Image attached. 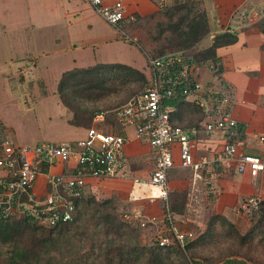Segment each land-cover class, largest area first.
<instances>
[{
	"label": "rangeland",
	"instance_id": "obj_1",
	"mask_svg": "<svg viewBox=\"0 0 264 264\" xmlns=\"http://www.w3.org/2000/svg\"><path fill=\"white\" fill-rule=\"evenodd\" d=\"M174 2L175 0H171L167 6ZM60 6L61 2L55 0H0V71L3 70L0 76V107L2 109L10 107V104L5 107L7 102L4 100L6 95L2 90L3 86L13 90L25 89L35 84L44 86L42 78L47 83L48 89H55L54 93L62 103V97L58 93L62 75L67 71L87 69L86 67L90 65L93 66L88 69L93 68L97 72V76L94 77L97 79H93V84L99 87L93 88L92 91L83 84L77 86L75 96L70 97L71 93L68 94L70 109L79 108L89 113L109 111L145 87V73L148 75L145 55L153 53L152 47L156 46L154 37L157 30L154 29L152 22L141 20L130 22L131 20L124 19L115 30L103 20L96 18V30L102 35H117V41L106 43L95 41L89 45L83 39L92 34L86 32L83 22L77 23L80 20L74 22L70 17L64 19ZM84 7H87L86 3L81 6ZM123 65L139 70L122 71L120 67ZM38 71L42 78L37 76ZM141 74L144 75V80ZM67 83L70 87L72 82L69 80ZM19 98L17 109L21 112L19 113L18 110L13 112L15 114L13 119L18 124L22 123V126L23 124L30 126L32 117L29 111L25 113L24 95L21 94ZM42 101L49 100L42 99ZM71 114L73 116V112ZM174 119L185 126V116ZM19 132L24 133L19 141H27L31 138L27 134L29 131L26 127L19 128ZM4 134L0 124V145L6 139ZM136 164L130 165L128 179L133 177L134 170L139 172L140 177H145L151 170L149 155ZM178 171H180V184L174 190L170 183L174 170L167 177V202L172 190L185 192V210L182 215L170 213V223L164 201L153 199L150 187L140 188L130 183V187L127 185L112 196L116 199L114 205L117 208L118 219L127 225V228H123L117 234H106L103 227L96 226L95 220H92L90 215L83 214L78 222L71 223L68 228L53 230L52 254L55 262L75 263L81 255H87L86 264H145L146 256L141 255L136 258L140 248L142 246L150 248L158 244L157 240L160 237L166 236L171 243L172 252H168L167 249L160 250V257H156L157 262L153 264L197 262L224 264L226 259H239L245 264H264V223L255 226L241 210L240 205L230 218L212 214L210 207L202 201L206 199L205 197L210 198L206 194L207 186L201 179H196L193 185H187L186 180L192 178L191 174L189 175V171L184 169ZM87 195L98 201L105 200L89 192ZM155 200L160 202L158 213L152 210L151 204ZM172 228L180 234L187 235L184 248H180L181 252L174 250ZM35 235L38 237L39 233ZM26 236L34 235L27 232ZM1 250L6 251L5 248Z\"/></svg>",
	"mask_w": 264,
	"mask_h": 264
},
{
	"label": "built area",
	"instance_id": "obj_2",
	"mask_svg": "<svg viewBox=\"0 0 264 264\" xmlns=\"http://www.w3.org/2000/svg\"><path fill=\"white\" fill-rule=\"evenodd\" d=\"M86 1L96 15L114 28L124 19V6L119 0L112 4H106L105 0ZM151 1L159 10L171 2ZM248 14L245 10L236 12L237 28L246 26L251 17L264 16V9ZM227 32L233 33L231 29ZM145 59L148 75L143 90L109 111L95 113L92 125L86 129L83 138L33 145L18 144L8 139L1 143L0 171L4 172V176L0 179V218L20 215L44 227L71 222L76 213L75 201L87 196L85 189L89 179L124 177L128 167L124 154L127 138L97 128V124L103 123L108 114L113 116L120 129L133 128L136 138L146 140L151 170L145 178L135 179L134 182L150 187L152 198L164 201L170 223L167 174L175 167V156L178 167L194 173L213 162L232 166L237 173H248L251 178L264 172V156L238 153L242 127L231 114V85L222 80L219 61L198 63L194 55L186 50L157 56L147 54ZM205 73L208 79L203 78ZM169 100L192 105L201 112V119L191 127L174 124L171 115L176 106L168 104ZM201 132L219 133L222 137L221 150L212 161L193 156L194 139ZM71 160L76 166L70 173L48 177L46 193L40 197L34 193L37 176L52 161L67 163ZM259 203L257 198L250 197L241 202L240 208L250 218ZM171 232L174 244L183 249L187 235L173 228ZM157 242L160 247L171 244L166 236L160 237Z\"/></svg>",
	"mask_w": 264,
	"mask_h": 264
},
{
	"label": "crops",
	"instance_id": "obj_3",
	"mask_svg": "<svg viewBox=\"0 0 264 264\" xmlns=\"http://www.w3.org/2000/svg\"><path fill=\"white\" fill-rule=\"evenodd\" d=\"M55 1L61 2L60 9L63 10L64 19L70 17L74 22L80 20L77 23L83 22L86 32L92 34L85 37L83 39L84 42L91 45L95 41L106 43L116 40L117 35H102L96 30V18H99V20L103 19L92 11L86 0ZM114 1L105 0V3L112 4ZM119 1L124 6L125 19L132 20L136 17H144L159 10L151 0ZM200 1H202L206 12L209 33L197 44V50L206 49L211 45L215 35L229 33L227 32L229 29L233 31L231 34L237 37V41L234 44L218 48L216 56L222 68V80L231 85L233 99L231 114L242 127L238 142V153L263 157L264 140H261V138H264V34L259 30L258 23L264 19V16L251 17V21L246 26L237 28L238 19L236 12L245 10L249 14L256 13L264 9V0ZM85 3L87 7L81 8L82 4L85 5ZM115 30L117 29L115 28ZM91 66L93 65L88 67ZM39 71L37 76L42 78ZM2 72L3 70L0 71V76ZM145 74V78H147V73ZM203 78L208 79V74H203ZM42 80L45 84L44 86L35 84L25 89L16 88L14 90L9 87H2L6 95L4 100L7 102L4 105L7 108V105L10 104L7 109L0 107V124L4 129L6 139L18 144L33 145L46 141L63 143L83 138L87 128L74 126L69 123L72 119L71 112L59 101L54 93L55 89H48L47 83L43 78ZM21 94L24 95L26 100L25 113L29 111L32 117L30 126H25L24 124L22 126V123L18 124L13 119L15 111L21 112L17 109V101H20L19 97H21ZM42 99H48L49 101H42ZM198 114L196 110L185 108V127L193 126V118L198 116ZM24 127L28 129L29 132L27 134L31 138L29 140L26 139L27 141L20 140L22 141L20 142L18 139H21L24 133H20L19 128ZM110 132L121 134L127 138V143L124 147V154L128 161L125 176L105 180L89 179L85 189L86 192L102 199H107L118 190H122L121 188L127 187V185L130 187V183L140 188H148V186L134 182L135 179L145 178L148 174L145 177H140L138 176L139 172L134 170L133 177L128 179L130 165H137L136 163L148 157L149 148L146 140L136 138L133 128L120 129L115 122L114 126L110 127ZM194 140L195 149L193 156L196 159L205 157L212 161L223 145V140L219 133L206 134L201 132ZM174 161L175 167L172 170L176 169V171L174 170L170 178L173 190L180 184V171L178 170L183 169L178 167V158L176 156ZM75 166L74 160L67 163L52 161L46 170L37 176L33 187L34 193L39 197L43 196L47 191L46 181L48 177L70 173ZM188 171L192 178L186 180L187 185H193L196 179H201L203 184L207 186L206 194L210 198L205 197L206 199L202 201L210 207V211L214 215L230 218L234 215L233 212L239 207L241 202L250 197H255L264 204V172L259 173L256 178H251L248 173H237L234 167L215 162L196 173L189 169ZM3 176L4 172L0 171V179ZM159 204V200L153 201V204H151L153 212L158 213Z\"/></svg>",
	"mask_w": 264,
	"mask_h": 264
},
{
	"label": "trees",
	"instance_id": "obj_4",
	"mask_svg": "<svg viewBox=\"0 0 264 264\" xmlns=\"http://www.w3.org/2000/svg\"><path fill=\"white\" fill-rule=\"evenodd\" d=\"M124 19L122 21H124ZM140 20L152 22L154 29L157 30L156 37H154L156 46L152 47L153 53L151 52L149 54L152 56L162 55L177 50H186L194 55L198 63H204L206 61L216 62L219 61L216 56V50L220 47L232 45L237 41L235 35L231 33H221L214 36L211 45L206 49H196L197 44L209 33L206 12L200 0H175L174 4L164 9H160L144 17H136L130 22ZM258 28L264 34V19L258 23ZM120 69L122 71L134 72V69L125 65L121 66ZM94 70L93 68H87L84 70L67 71L62 75L59 81L58 93L62 97L63 106L68 110L70 109L68 94L71 93L70 97L75 96L77 94V86L83 84L89 90L99 87V85L93 84V81L97 79L94 78L97 76V72ZM141 78L144 80L143 74H141ZM69 80L72 82L70 87H68L69 83H67ZM167 103L176 106V110L173 111L171 115L174 124L184 126L177 123L174 118L185 116V108L198 111V116L193 118L194 125L197 124L202 117L201 112L190 104L173 100H169ZM70 110L73 112V116L69 123L74 126H82L85 128L91 126L92 118L95 113L105 111L100 110L89 113L79 108H71ZM75 110L78 111L76 112ZM113 121V116L108 114L103 123L97 124V128L105 133H109L110 127L114 126L115 121ZM172 171L171 169L168 172L167 177ZM112 196H115V194ZM112 196L103 201H98L89 195H87L86 198L76 200V213L73 220L54 227L38 226L20 215H14L5 219L0 218V249H6V251H0V264H56L57 262H55V258L52 254V251H54V239L52 238L53 230L63 227L68 228V225L71 223L78 222L83 214L90 215L91 219L95 220L96 226L103 227L106 234L119 233L123 228H127V225L123 224V222L118 219L116 213L117 208L114 205L116 199ZM185 197V192L172 190L169 193L168 208L171 214H183L185 210ZM249 221L251 223L253 222L255 226L264 223L263 203L260 202L255 208ZM132 229H134V227H132ZM27 232H31L34 236L27 237ZM37 233H39L38 237L35 235ZM162 249H167L168 252H172V247L162 248L156 243L150 248L142 246L136 258L144 255L146 256L145 264H153L157 262L156 257H160L159 254ZM174 250L181 252L177 244H175ZM86 257L87 255H81L78 260H75V263L67 264H86ZM69 261L70 260H67V262ZM224 263L245 264L243 261L235 259H226ZM195 264L203 263L197 262Z\"/></svg>",
	"mask_w": 264,
	"mask_h": 264
},
{
	"label": "bare ground",
	"instance_id": "obj_5",
	"mask_svg": "<svg viewBox=\"0 0 264 264\" xmlns=\"http://www.w3.org/2000/svg\"><path fill=\"white\" fill-rule=\"evenodd\" d=\"M153 193H156V190L155 189H153Z\"/></svg>",
	"mask_w": 264,
	"mask_h": 264
}]
</instances>
